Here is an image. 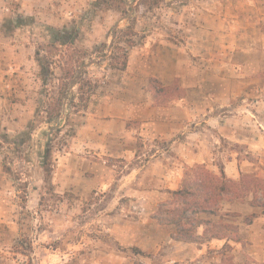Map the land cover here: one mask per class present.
Instances as JSON below:
<instances>
[{
  "label": "rangeland",
  "instance_id": "374dc122",
  "mask_svg": "<svg viewBox=\"0 0 264 264\" xmlns=\"http://www.w3.org/2000/svg\"><path fill=\"white\" fill-rule=\"evenodd\" d=\"M165 117L206 163L142 135ZM151 154L170 176L118 181ZM196 165L248 182L219 203L223 244L154 217ZM0 264H264V0H0Z\"/></svg>",
  "mask_w": 264,
  "mask_h": 264
},
{
  "label": "trees",
  "instance_id": "16d2710c",
  "mask_svg": "<svg viewBox=\"0 0 264 264\" xmlns=\"http://www.w3.org/2000/svg\"><path fill=\"white\" fill-rule=\"evenodd\" d=\"M39 64L41 69L44 63ZM63 92H60L59 103L62 104ZM49 155L45 149L43 165L47 162L45 158ZM191 178H184L183 184L176 189H166L177 205L171 209L158 207L155 218L161 224H168L174 228L171 238L181 242H202L198 241L196 229L203 226V235L207 240L211 238H226L227 234L221 230L227 224L223 223L224 215L219 212V203L235 192L234 198L240 196L242 188L249 190L248 182L244 179L234 181L226 178L223 170L220 175H214L207 171L204 166L196 165L189 169L188 175ZM246 177V176H245ZM253 182L256 179H252ZM162 215H161V214ZM217 218V221L214 220ZM223 226V227H222Z\"/></svg>",
  "mask_w": 264,
  "mask_h": 264
},
{
  "label": "crops",
  "instance_id": "0c3cea01",
  "mask_svg": "<svg viewBox=\"0 0 264 264\" xmlns=\"http://www.w3.org/2000/svg\"><path fill=\"white\" fill-rule=\"evenodd\" d=\"M182 99H184V98H182ZM218 119H221V118L219 117ZM109 122L112 123L113 125H117V124L120 125L121 123H124V120H123V118H116V119L109 120ZM159 122L149 121V122L143 123V124H145V129L142 128V135L145 134V136H146V133H147V130L149 129L150 124L153 125V129L155 131H158V133H160L161 136H164V137L170 136V138H173L176 135V133L180 132L183 129L182 128L183 127V121L181 120V118L170 119L168 117H165V118H162V120H160ZM158 123L164 125V127H162V128H164L163 130L161 128H157ZM221 130H222V126H221V129L219 127V131H221ZM100 133H101V135H106V136L109 135V133L106 131L100 130ZM200 133H201V131H198V130H189L184 136V139H183L184 141H181V140L178 141V140H175L174 138L172 139L173 144H175V148H176L175 153H176L177 158H179V160L180 159L183 160V162L181 161V164L183 163L185 165L192 166L195 163L197 164V163H206L207 162L208 150H207V154H206V152L202 153L199 149L197 150L193 146V145L198 146V144L193 143L192 141H187L188 138L198 136ZM199 140L200 139H198V141ZM199 144H201V143H199ZM103 152H107V153L113 154V155L116 154L117 157L119 156V157H122L125 161H130L136 155V153H135L136 148L133 149L132 147H125V148L121 149L120 151H118V149L115 150L116 153L106 149ZM136 158H139V156H137ZM159 158H160L159 156H155L154 154H151L150 158L146 159L144 163H142V164L138 163L136 165L129 167L127 170H125V172L118 178V181H121L123 179L125 181H127V180L131 181V179L133 177H135L136 179H142L147 173H150L151 170L153 169V168H151V165L157 166L158 164H160L162 166L161 170L166 171L168 173V176H170L169 169L165 168L163 160L159 159ZM237 161L238 160L235 158H229L228 160L223 162V168H224V171L227 175L233 176L235 169H236ZM161 177H162V175H161ZM180 182H181V178L179 175L178 179H176L174 177L172 182L168 181V183L164 187L166 189H176L180 186ZM123 185H126V183L124 182ZM199 233H201V230L199 231ZM224 241H225V239H223V238L222 239L212 238V239H210V241H206L205 243H202V246H206L207 243H209V244L210 243H215V244L222 243L223 244Z\"/></svg>",
  "mask_w": 264,
  "mask_h": 264
}]
</instances>
